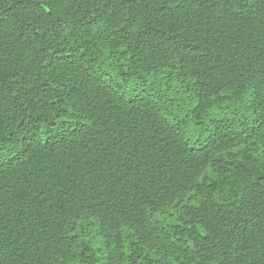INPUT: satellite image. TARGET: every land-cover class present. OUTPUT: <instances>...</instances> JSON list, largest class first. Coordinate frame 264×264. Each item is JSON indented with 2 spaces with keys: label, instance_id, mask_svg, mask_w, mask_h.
Listing matches in <instances>:
<instances>
[{
  "label": "trees",
  "instance_id": "16d2710c",
  "mask_svg": "<svg viewBox=\"0 0 264 264\" xmlns=\"http://www.w3.org/2000/svg\"><path fill=\"white\" fill-rule=\"evenodd\" d=\"M0 264H264V0H0Z\"/></svg>",
  "mask_w": 264,
  "mask_h": 264
}]
</instances>
